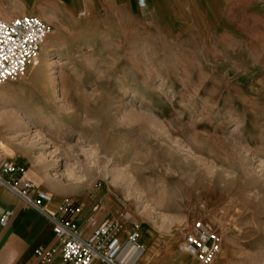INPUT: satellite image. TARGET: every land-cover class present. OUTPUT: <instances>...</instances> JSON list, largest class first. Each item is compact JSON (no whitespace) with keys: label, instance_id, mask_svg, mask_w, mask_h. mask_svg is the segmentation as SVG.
I'll list each match as a JSON object with an SVG mask.
<instances>
[{"label":"rangeland","instance_id":"374dc122","mask_svg":"<svg viewBox=\"0 0 264 264\" xmlns=\"http://www.w3.org/2000/svg\"><path fill=\"white\" fill-rule=\"evenodd\" d=\"M85 16L0 84V153L88 217L137 223L138 264H202L179 251L198 220L213 264H264V21L190 15L164 38Z\"/></svg>","mask_w":264,"mask_h":264},{"label":"crops","instance_id":"0c3cea01","mask_svg":"<svg viewBox=\"0 0 264 264\" xmlns=\"http://www.w3.org/2000/svg\"><path fill=\"white\" fill-rule=\"evenodd\" d=\"M0 15L7 22L25 15L37 16L58 30L73 28L79 23L78 17L86 15L90 21L108 27L119 29L121 25L122 31L150 32L165 38L176 33L179 24L190 15L200 18L207 28L216 27L225 32L231 27L235 33L237 17L252 16L264 21V0H148L146 9H140L136 0H0ZM3 159L23 165V162L0 153V160ZM40 183L42 190L55 194L45 206L46 214L27 207L0 184V220L6 211L13 212L6 226L0 222V264L60 263L58 256L50 263H42L36 252L39 249L59 251L60 244L50 217H58V208L66 197L57 189L51 190L44 180ZM102 219L100 216L88 217L84 211L79 218L82 236H88ZM93 264L104 263L95 261Z\"/></svg>","mask_w":264,"mask_h":264},{"label":"built area","instance_id":"2783aa9c","mask_svg":"<svg viewBox=\"0 0 264 264\" xmlns=\"http://www.w3.org/2000/svg\"><path fill=\"white\" fill-rule=\"evenodd\" d=\"M140 9H146L148 0H136ZM52 27L33 15H25L11 22L0 15V84L23 78L29 66L39 57L42 44L51 34ZM0 184L16 195L27 207L46 214L45 206L53 196L40 188L28 175V170L11 159L0 160ZM99 206L92 208L97 212ZM85 206L66 198L58 208V217L53 221V232L58 239V252L39 249L36 256L42 263H50L55 256L59 264H138L145 253L139 244L140 226L131 223L124 226L125 219L108 215L84 237L79 226V218ZM13 216L6 211L0 222L6 226ZM179 251L203 264H212L221 251V237L207 222H194L179 245Z\"/></svg>","mask_w":264,"mask_h":264},{"label":"bare ground","instance_id":"6f19581e","mask_svg":"<svg viewBox=\"0 0 264 264\" xmlns=\"http://www.w3.org/2000/svg\"><path fill=\"white\" fill-rule=\"evenodd\" d=\"M55 47V43H53V40H52V37H47L46 39H45V41H44V43L42 44V47H41V51H40V54L39 55H41V53L43 54L44 53V51H48V50H51L52 48H54ZM45 48V49H44ZM39 58V57H38ZM41 64V61H39L38 63H37V65L35 66V67H37V66H39ZM52 195V194H51ZM53 196V195H52ZM54 197V196H53ZM183 254H186V253H183ZM218 256V255H217ZM216 256V257H217ZM216 259V258H215ZM198 260V259H197ZM199 261V260H198ZM215 261V260H214ZM213 261V262H214ZM213 262H212V264H213ZM203 264V263H202Z\"/></svg>","mask_w":264,"mask_h":264}]
</instances>
